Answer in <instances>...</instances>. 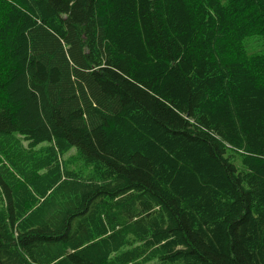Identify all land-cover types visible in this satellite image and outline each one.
Returning a JSON list of instances; mask_svg holds the SVG:
<instances>
[{
  "label": "trees",
  "instance_id": "trees-1",
  "mask_svg": "<svg viewBox=\"0 0 264 264\" xmlns=\"http://www.w3.org/2000/svg\"><path fill=\"white\" fill-rule=\"evenodd\" d=\"M0 264H264V0H0Z\"/></svg>",
  "mask_w": 264,
  "mask_h": 264
},
{
  "label": "rangeland",
  "instance_id": "rangeland-1",
  "mask_svg": "<svg viewBox=\"0 0 264 264\" xmlns=\"http://www.w3.org/2000/svg\"><path fill=\"white\" fill-rule=\"evenodd\" d=\"M254 39H255L254 37L250 39L252 45H251L249 48H250L251 50H255V49L258 48V45H257V47H256L255 44L253 43V40H254ZM258 44H259V43H258Z\"/></svg>",
  "mask_w": 264,
  "mask_h": 264
},
{
  "label": "bare ground",
  "instance_id": "bare-ground-1",
  "mask_svg": "<svg viewBox=\"0 0 264 264\" xmlns=\"http://www.w3.org/2000/svg\"><path fill=\"white\" fill-rule=\"evenodd\" d=\"M61 157V156H60ZM61 159H63V157L61 158ZM64 160V159H63ZM66 160V159H65ZM63 164V163H62Z\"/></svg>",
  "mask_w": 264,
  "mask_h": 264
}]
</instances>
